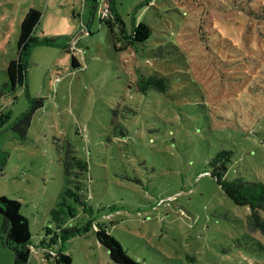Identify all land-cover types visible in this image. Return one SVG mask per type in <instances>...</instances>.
Returning a JSON list of instances; mask_svg holds the SVG:
<instances>
[{
  "label": "rangeland",
  "instance_id": "obj_1",
  "mask_svg": "<svg viewBox=\"0 0 264 264\" xmlns=\"http://www.w3.org/2000/svg\"><path fill=\"white\" fill-rule=\"evenodd\" d=\"M30 7L41 13L34 36L57 43L31 46L27 88L0 97V197L28 219V264H55L44 243L61 202L76 208L67 226L89 227L64 242L71 264H116L95 236L104 227L143 264H264L248 208L205 172L231 149L228 178L264 183V81L244 77L246 54L264 55V0H115L126 35L150 27L144 43L116 27L113 37L102 0H0V89ZM151 74L167 79L165 92L138 87ZM67 143L69 162L86 161L69 175ZM0 264H13L1 243Z\"/></svg>",
  "mask_w": 264,
  "mask_h": 264
},
{
  "label": "trees",
  "instance_id": "obj_2",
  "mask_svg": "<svg viewBox=\"0 0 264 264\" xmlns=\"http://www.w3.org/2000/svg\"><path fill=\"white\" fill-rule=\"evenodd\" d=\"M94 8L98 0H89ZM103 11L101 13L100 21L106 24L113 35L116 36L114 28L118 29L120 34L131 36L133 42L144 43L150 36V27L145 22L133 24L131 34L126 35L121 18L115 9V0H102ZM41 13L35 8L30 7L19 23V32L16 40V58L11 59L5 66L7 79L2 83L0 89V97L6 95L5 92L11 93L18 86H24L25 70L27 64V55L31 46L38 42L46 44L57 43L55 38H38L34 36V31L39 23ZM119 39V38H118ZM117 42L119 43V40ZM115 48L118 49L116 43ZM65 51L69 52L70 45L64 46ZM246 69L244 70V77L259 78L264 81V55L254 56L251 53L244 57ZM72 67L78 66L76 57L71 54ZM155 88L159 92H165L168 89L167 79L163 76H156L151 74L142 79L140 89L144 87ZM42 100L36 98L31 100L28 109L21 113V119L28 123L33 112L42 107ZM5 119V113L0 108V123ZM20 119V120H21ZM23 132L19 135L22 137ZM72 151L71 145L67 143L65 156L63 157L64 172L69 175L71 171L72 162H69V152ZM233 150L221 149L212 156L209 161V170L205 171L211 175L216 183L219 185L222 192L229 197L234 203L248 208L246 216V227L249 231L258 230L264 234V183L262 181H254L243 178L242 176H235L228 178L227 172L231 164V156ZM71 158V157H70ZM82 161V160H81ZM74 164L86 166V161ZM73 164V165H74ZM87 172L88 168H82ZM68 192L65 191V194ZM64 198V197H63ZM65 201V199L63 200ZM77 202V201H74ZM81 205L80 203H78ZM82 207V205H81ZM83 208V207H82ZM75 206L68 205L65 202L58 203L56 207L50 209V222L53 223V236L50 240L44 243L46 248H51L55 255L53 261L55 264H71V256L64 251V242L74 235H80L88 232V221L82 225H68L70 219L75 217ZM0 243L8 247L13 252V264H28L31 253V232L29 229V222L21 210V203L17 200L9 199L5 196L0 197ZM114 224V221H111ZM51 231L47 229L46 233ZM60 240L57 239V233ZM95 236L99 244H101L109 254V258L116 264H143L137 259L130 256L121 243L104 227V229L95 230Z\"/></svg>",
  "mask_w": 264,
  "mask_h": 264
}]
</instances>
